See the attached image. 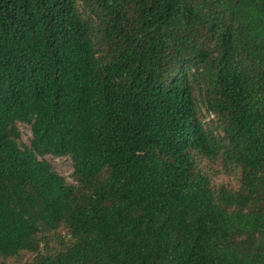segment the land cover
Returning <instances> with one entry per match:
<instances>
[{
    "label": "trees",
    "instance_id": "16d2710c",
    "mask_svg": "<svg viewBox=\"0 0 264 264\" xmlns=\"http://www.w3.org/2000/svg\"><path fill=\"white\" fill-rule=\"evenodd\" d=\"M0 264H264V0H0Z\"/></svg>",
    "mask_w": 264,
    "mask_h": 264
},
{
    "label": "rangeland",
    "instance_id": "374dc122",
    "mask_svg": "<svg viewBox=\"0 0 264 264\" xmlns=\"http://www.w3.org/2000/svg\"><path fill=\"white\" fill-rule=\"evenodd\" d=\"M20 130L22 132V142L25 144H29V140L32 137V133L30 127L20 126ZM46 161H48L52 167L63 176L67 182L71 185H75L73 181V161L68 157L58 158L53 156H47Z\"/></svg>",
    "mask_w": 264,
    "mask_h": 264
}]
</instances>
